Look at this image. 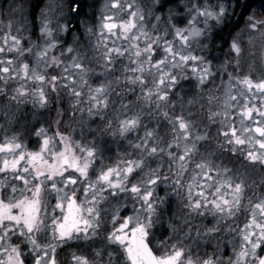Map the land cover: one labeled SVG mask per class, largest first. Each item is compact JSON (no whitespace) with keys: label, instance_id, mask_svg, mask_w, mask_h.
<instances>
[{"label":"snow or ice","instance_id":"6c2138e0","mask_svg":"<svg viewBox=\"0 0 264 264\" xmlns=\"http://www.w3.org/2000/svg\"><path fill=\"white\" fill-rule=\"evenodd\" d=\"M0 264H264V0H0Z\"/></svg>","mask_w":264,"mask_h":264}]
</instances>
